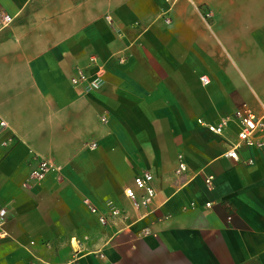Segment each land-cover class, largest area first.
Masks as SVG:
<instances>
[{
  "label": "crops",
  "instance_id": "obj_1",
  "mask_svg": "<svg viewBox=\"0 0 264 264\" xmlns=\"http://www.w3.org/2000/svg\"><path fill=\"white\" fill-rule=\"evenodd\" d=\"M0 8L13 16L0 31V264H264V151L222 155L244 106L264 140V0ZM92 55L103 83L73 86ZM224 118L221 135L199 122ZM36 157L60 171L24 186ZM141 170L156 190L143 218L123 194ZM109 202L122 215L102 223Z\"/></svg>",
  "mask_w": 264,
  "mask_h": 264
},
{
  "label": "built area",
  "instance_id": "obj_2",
  "mask_svg": "<svg viewBox=\"0 0 264 264\" xmlns=\"http://www.w3.org/2000/svg\"><path fill=\"white\" fill-rule=\"evenodd\" d=\"M13 21V16L6 12L4 9L0 8V31L8 27ZM125 58L119 57L118 60L123 62ZM89 69H78L71 77L70 82L73 86H82L87 90H97L103 83V77L105 73V66L103 62L95 55L89 57L88 67ZM202 83L207 84L208 79L206 76L201 77ZM235 115L240 121V127L237 132L236 140L223 152L224 157L231 158L234 161H239V151L244 147L256 146L262 151H264V140H256L254 134L257 130L262 127V120L260 117L253 114L248 108L244 106L241 111H236ZM101 120H106V113L101 115ZM203 123L206 129L216 135H221L223 133L224 125L227 122V118H224L219 123ZM6 121L0 119V132L6 127ZM95 145V144H92ZM33 166L30 169L27 180L24 182V186H30L34 183L40 182L45 178V176L51 171H60V166L49 162L44 158H35L33 161ZM252 160H247V164H251ZM186 169L185 163L182 161L181 156H178V163L174 170L175 174H180ZM211 177L206 179V182L210 183ZM125 198L129 201L131 207L138 212V217L143 218L150 210L155 196L156 190L153 186V174L149 170H141L139 173L133 176L132 185L127 186L123 190ZM108 214L100 215V222L104 223L107 217L118 218L122 215L120 208L115 206L113 203H108ZM209 207L210 204L205 205ZM92 212H96V208L90 206ZM6 209L0 206V225L4 223L6 219ZM151 233L150 227L145 226L139 235H147ZM39 264V263H33ZM45 264V263H43Z\"/></svg>",
  "mask_w": 264,
  "mask_h": 264
}]
</instances>
